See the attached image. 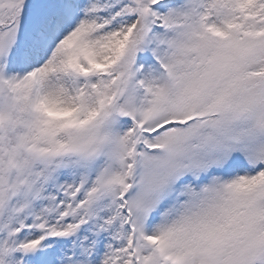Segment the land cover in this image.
Here are the masks:
<instances>
[{
    "label": "snow or ice",
    "instance_id": "obj_1",
    "mask_svg": "<svg viewBox=\"0 0 264 264\" xmlns=\"http://www.w3.org/2000/svg\"><path fill=\"white\" fill-rule=\"evenodd\" d=\"M0 264H264V0H0Z\"/></svg>",
    "mask_w": 264,
    "mask_h": 264
}]
</instances>
